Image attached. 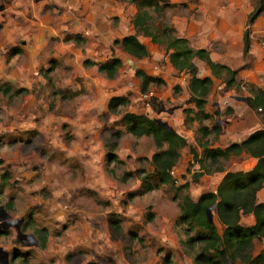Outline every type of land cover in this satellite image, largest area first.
I'll return each mask as SVG.
<instances>
[{
	"label": "rangeland",
	"instance_id": "obj_1",
	"mask_svg": "<svg viewBox=\"0 0 264 264\" xmlns=\"http://www.w3.org/2000/svg\"><path fill=\"white\" fill-rule=\"evenodd\" d=\"M102 1L108 13L92 30L85 22L63 23L61 30L55 22L45 26L40 19L31 20L34 7V12L24 10L28 19L9 13L7 27L0 31V87L24 90L18 95L0 92V206L7 214H0V250L6 254L0 264H195L194 255L203 251L199 243L191 249L180 244L185 237L184 225L177 222V201L152 176L150 157L156 148L151 137L132 135L122 121L126 113L160 119L184 138L170 174L177 186L187 182L182 192L196 200L206 190L208 174L191 181L198 166L188 164V145L198 155L201 148L195 143L197 123H186L183 112L195 110L188 101V75L175 71L163 47L148 37L137 36L146 47L144 58L124 53L113 40L133 33L134 7L124 0ZM164 1L172 6L151 11L152 26H172L192 48L204 47L213 61L237 70L239 89L211 77L203 108L211 118L202 124L210 128L215 121L219 131L206 136L208 144L221 148L236 143L241 134L264 125V113L239 99L249 96L251 86L264 90V56L258 45L264 24L255 20L248 27L246 56L239 38L255 0ZM61 12L55 7L51 17ZM31 21L37 30L30 28ZM71 31L79 41L62 42V35H74ZM14 47L20 52L12 55ZM111 57L121 62L113 78L96 65H83L85 59L99 63ZM194 62L197 75L206 76V66ZM137 69L162 83L142 93ZM114 96L126 102L109 111L107 102ZM235 117L249 119L240 124ZM222 132L226 137L219 143ZM231 156L222 166L242 169L243 158ZM141 174L149 175L150 190L141 187ZM112 215L119 220L117 230ZM213 221L221 233L214 214ZM248 222L241 220L242 226ZM263 247L264 239L254 240L251 255Z\"/></svg>",
	"mask_w": 264,
	"mask_h": 264
},
{
	"label": "trees",
	"instance_id": "obj_2",
	"mask_svg": "<svg viewBox=\"0 0 264 264\" xmlns=\"http://www.w3.org/2000/svg\"><path fill=\"white\" fill-rule=\"evenodd\" d=\"M134 7L131 18L133 28L132 34H127L119 39L113 40L120 49L128 56L141 59L147 55L146 47L137 36L148 37L151 43L159 44L167 54L170 66L177 72L188 75L187 91L189 102L193 103L195 110L184 109L186 123L196 122L197 129L195 143L201 148L198 155L194 147L188 145L191 155V163H196L198 171L191 175V181L195 182L201 174L222 171L223 160L229 156H238L241 152L256 158L254 166L246 172L227 171L220 178L214 192H203L196 200H192L188 194H183L187 182L181 185L174 184V178L170 171L179 157V150L185 146L184 138L174 129H167L156 124L154 119L144 115L126 113L122 117L126 130L134 136H150L156 151L150 157L152 176L155 181L163 186L170 198L177 201V222L184 225V237L180 244L191 249L195 244H201V253L194 255L195 264H264V247L254 256L251 249L254 240L264 239V203L256 201V193L264 186V129H256L249 133L239 143H229L225 147H212L208 144L206 136L211 132H218L219 125L214 123L208 128L202 124L203 120H209L210 114L203 111L206 97L210 91L213 78H220L225 86L238 88L239 81L235 75L237 70L224 64L214 62L209 57L205 48H192L188 41L177 36L172 26L156 25L149 23L150 12H162L164 8L171 7L164 0H124ZM264 0H255L252 10L248 13L245 24H251L263 11ZM62 42H78L79 36L65 34ZM249 49L248 30L244 29L242 34V55H246ZM20 50L12 48L11 54L15 55ZM194 59L200 60L208 69L210 76L199 77ZM83 65H96L99 72L107 78H113L121 65L119 58L111 57L102 62L95 63L84 60ZM134 76L139 80V89L142 93L148 92L152 84L162 83L157 77L145 74L137 69ZM175 90L178 87L175 86ZM23 89L13 90L6 84H2L0 92H12L18 95ZM249 96L244 97V102L254 111L264 113V90L255 87L248 88ZM126 102L123 96L109 98L107 109L114 111L118 106ZM192 165V164H191ZM149 175L141 174L140 185L150 190L152 184ZM131 195V194H130ZM214 205V218L216 223L222 226L221 233L217 232L214 221H208L206 210ZM251 214L253 224L242 226L239 224L240 215ZM112 226L114 230L119 228V220L115 215ZM204 252L212 253L209 258Z\"/></svg>",
	"mask_w": 264,
	"mask_h": 264
},
{
	"label": "crops",
	"instance_id": "obj_3",
	"mask_svg": "<svg viewBox=\"0 0 264 264\" xmlns=\"http://www.w3.org/2000/svg\"><path fill=\"white\" fill-rule=\"evenodd\" d=\"M54 5H56L55 7H61L62 12L60 15H55V16L51 17V14H52L51 12L54 11V8H55ZM34 7H37V12L33 14V16L36 14V18L34 19L32 16L31 20H36V19L39 20L40 19V20H42L43 24L45 26H48V27L50 26V24L52 22H55V24H57L59 30L62 29L63 23L64 24L68 23V25H69V23H71L74 26H77V25H80L81 22L82 23L85 22L86 24H88L90 29L92 30V28H96V26L98 25L97 21L101 22L104 19V15H106L105 13H108L107 10H109L108 9L109 6H105L103 1L101 2V0H0V31L1 32L4 31V29L7 27V25H5L4 22H5V20H7L9 13L10 14L17 13L18 15L19 14L25 15L24 18L28 19L29 15L26 11L28 10V11L34 12ZM47 7H48L47 12L45 14H41V11L42 12L46 11ZM252 8L253 7L251 6V8H249V10H247L246 18H247L248 13L252 10ZM25 9H27V10L24 11ZM49 18H53L54 20L51 19L50 21H48ZM255 20H256V22L258 20V23L264 24V6H263V11L254 19V21ZM252 23L248 24V25L245 24V26H246L245 29L248 30V27L250 25H252ZM90 24H91V26H90ZM30 28H32L33 30H37L34 26L33 21H31V27ZM243 31L239 36V38L241 40V49H242ZM263 31H261L262 32V34H260L261 36H264ZM75 32L71 31V33L77 34ZM64 35H62V37ZM248 38H249V35H248ZM12 41L13 40H11V42ZM250 41H251V39L249 38V48H250ZM248 52H249V49H248ZM248 52L246 53V55L248 54ZM262 55L264 56V54H262ZM209 57H210V54H209ZM214 62H216V61H214ZM220 64H224V63H220ZM224 65H226V66L228 65V67L230 66L228 63H226ZM206 69H207V67H206ZM207 71H208V69H207ZM206 76L211 77L209 71H208ZM244 112H245V110H244ZM246 113H247V111L245 112V114ZM248 117H251V115L249 114ZM247 119H249V118H245V117H242L240 119L238 117L233 118L234 121L235 120H237V121L241 120L240 124H243L244 123L243 121H245ZM235 124L238 125V123H235ZM246 125H250V122L247 121ZM230 127L234 128V125L231 124ZM257 129H264V125L262 123H260V127L259 128L257 127ZM235 131H237V130L235 129ZM251 132L252 131H249L248 133L246 132L244 134H241L237 139H235V140H237L235 142L239 143ZM225 137H226L225 132H222V134L219 135V139H218L219 143H221L222 138H225ZM227 144H229V143H227ZM225 146H223V147H225ZM223 147H221V148H223ZM238 157L239 158L242 157L243 161H244V165L242 166V169H238L239 171H243V172L249 171L254 166V164L256 162V158H253L244 152H241L237 157L231 156L229 159L238 158ZM227 171H234V170H227L226 166L225 167L222 166V171L211 172L210 174H208L206 176V179H205V185H204L205 189H206L205 191L214 192L216 185L218 184L220 178ZM260 192H263L262 195L264 196V186L259 191H257V193L255 195L257 202L264 203V200L259 199V193ZM243 218H245L249 221L248 224H244L245 226H251L253 224L254 219H253V216L251 214L240 215L239 223L241 225H242L241 220ZM257 253H258V251H257Z\"/></svg>",
	"mask_w": 264,
	"mask_h": 264
},
{
	"label": "water",
	"instance_id": "obj_4",
	"mask_svg": "<svg viewBox=\"0 0 264 264\" xmlns=\"http://www.w3.org/2000/svg\"><path fill=\"white\" fill-rule=\"evenodd\" d=\"M236 99H238V98H236ZM239 99L241 101H244V97H241ZM154 121L156 122V124H158L159 126H161L163 128L171 129V127L166 122H163L160 119H154ZM214 212H215L214 205L206 210V216H207L208 221H210V222L213 221V213ZM0 214L2 215V217H6L7 216V214H5V212L3 211V207L2 206H0ZM19 236L23 237V236H27V235L19 234ZM30 236H31V234H30ZM0 256H2L4 258V262H5L6 254L4 252L1 253V250H0Z\"/></svg>",
	"mask_w": 264,
	"mask_h": 264
},
{
	"label": "built area",
	"instance_id": "obj_5",
	"mask_svg": "<svg viewBox=\"0 0 264 264\" xmlns=\"http://www.w3.org/2000/svg\"><path fill=\"white\" fill-rule=\"evenodd\" d=\"M258 45L262 49V52L264 54V36L260 37V39L258 40Z\"/></svg>",
	"mask_w": 264,
	"mask_h": 264
}]
</instances>
